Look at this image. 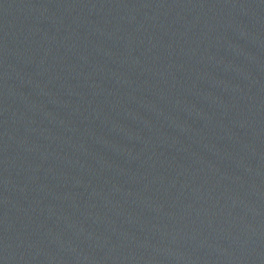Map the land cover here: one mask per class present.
Instances as JSON below:
<instances>
[{
  "label": "water",
  "instance_id": "obj_1",
  "mask_svg": "<svg viewBox=\"0 0 264 264\" xmlns=\"http://www.w3.org/2000/svg\"><path fill=\"white\" fill-rule=\"evenodd\" d=\"M264 68V0H173Z\"/></svg>",
  "mask_w": 264,
  "mask_h": 264
}]
</instances>
